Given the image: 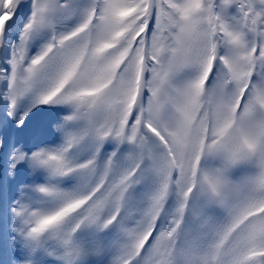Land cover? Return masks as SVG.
<instances>
[{"label": "snow or ice", "instance_id": "obj_1", "mask_svg": "<svg viewBox=\"0 0 264 264\" xmlns=\"http://www.w3.org/2000/svg\"><path fill=\"white\" fill-rule=\"evenodd\" d=\"M0 264H264V0H0Z\"/></svg>", "mask_w": 264, "mask_h": 264}]
</instances>
